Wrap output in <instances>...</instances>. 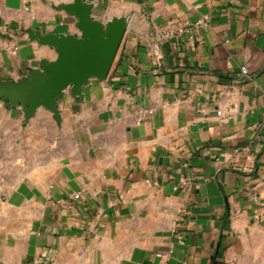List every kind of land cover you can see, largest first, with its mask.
Segmentation results:
<instances>
[{
  "label": "crops",
  "instance_id": "obj_1",
  "mask_svg": "<svg viewBox=\"0 0 264 264\" xmlns=\"http://www.w3.org/2000/svg\"><path fill=\"white\" fill-rule=\"evenodd\" d=\"M72 1L0 0V80L57 58L28 31L79 33ZM87 2L127 21L108 78L59 121L0 100V264H264V0Z\"/></svg>",
  "mask_w": 264,
  "mask_h": 264
},
{
  "label": "water",
  "instance_id": "obj_2",
  "mask_svg": "<svg viewBox=\"0 0 264 264\" xmlns=\"http://www.w3.org/2000/svg\"><path fill=\"white\" fill-rule=\"evenodd\" d=\"M60 8L75 20L79 33L29 30V40L55 50L57 58L42 60L19 81L0 80V100L10 109L20 108L26 120L44 108L59 121V104L67 91L82 98L83 88L92 80H106L126 32V19L103 22L94 17L93 5L87 0H73Z\"/></svg>",
  "mask_w": 264,
  "mask_h": 264
},
{
  "label": "built area",
  "instance_id": "obj_3",
  "mask_svg": "<svg viewBox=\"0 0 264 264\" xmlns=\"http://www.w3.org/2000/svg\"><path fill=\"white\" fill-rule=\"evenodd\" d=\"M204 24H205V22H199L196 24V26L201 27ZM185 33H187V29L184 27L177 28V29H169V30H166L163 32V37L165 39H177V38L183 36ZM241 71L244 75H247V73H248L247 68L245 66H243L241 68ZM147 114H152V112L151 111L141 112L138 119H137V124L142 123L144 120V116H146ZM218 114L221 115L220 112ZM181 185H184V186L188 185V181L185 179H182ZM80 197H81V194H77L74 196V199H80ZM185 214H186V211L184 208H180L178 210V217L175 220L174 226L172 229V233L177 237V240L180 244H184V235H183V232L181 231V228H182L183 223H184ZM159 256H161V255H159Z\"/></svg>",
  "mask_w": 264,
  "mask_h": 264
}]
</instances>
